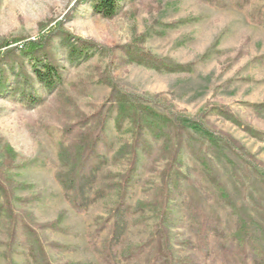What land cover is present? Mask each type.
<instances>
[{
  "label": "rangeland",
  "instance_id": "rangeland-1",
  "mask_svg": "<svg viewBox=\"0 0 264 264\" xmlns=\"http://www.w3.org/2000/svg\"><path fill=\"white\" fill-rule=\"evenodd\" d=\"M121 3L104 18L93 12V0H0V53L12 55L0 63V264H147L163 253L159 208L137 207L155 200L171 217L172 262L157 264L188 256L193 264H253L222 250L237 220L264 249V0ZM49 32L46 51L63 65L64 78L52 94L39 88V100L29 103L18 91L20 67L30 68L20 44ZM71 46L84 54L69 56ZM113 90L151 105L164 93L178 113L228 134L248 156L223 142L212 147L189 128L187 143L202 162L182 145L178 189L164 196L160 173L169 159L160 158L162 141L145 132L151 157L135 147L118 208L121 189L103 185L122 182L132 163L116 153L133 137L127 121L115 128L111 106L103 123L111 149L84 179L87 203L76 211L57 176L72 170L69 158ZM134 246L142 252L124 254Z\"/></svg>",
  "mask_w": 264,
  "mask_h": 264
},
{
  "label": "trees",
  "instance_id": "trees-1",
  "mask_svg": "<svg viewBox=\"0 0 264 264\" xmlns=\"http://www.w3.org/2000/svg\"><path fill=\"white\" fill-rule=\"evenodd\" d=\"M210 4H214L216 0H203ZM123 3V2H122ZM121 0H93L92 8L93 12L104 18L113 17L118 13L122 6ZM238 5V3L236 4ZM53 32H49L45 36H41L37 41L30 40L23 44H20L22 58L27 57L30 61L29 70L20 67L19 74L22 79V86L18 87V91L22 96L26 95L27 102L36 103L39 97L36 96L39 88L47 94H52L56 88L63 81L64 67L60 65L59 59L55 54L46 51L47 43L49 42L50 36ZM66 47V45H64ZM11 50H5L0 53V63L2 59H6L10 55ZM83 55V47L76 46L69 47V56ZM168 66L167 64H164ZM170 68V67H169ZM159 101H155L153 105L147 101L138 97L134 94L121 93L113 90L109 98V107L99 111L100 117H95L96 123L89 129L85 139L82 140L78 146L76 155L70 157L71 165L70 170L67 174H58L57 178L62 184V187L69 192V204L72 209L81 211L86 206V198L83 193V181L93 175L97 169L98 164L105 158L104 153L111 149V144L107 141V136L103 133V123L106 113L112 106L113 110H116L115 117V128L121 131L124 128V123L127 121L132 133V144H124V149H119V154L116 153L117 157H121L127 154L128 159H131V165L125 172L122 182L109 181L108 184L103 185L105 189L120 188V201L117 205L118 208L124 204V188L131 179V174L134 172L136 148H140L142 152L151 157L150 147L145 138V132L149 133L153 140H161L162 146L160 150L161 159L167 157L168 164L166 171L160 173V177L165 180L164 185L161 186V191L164 196L167 194L175 195L178 189V177H175V173L180 175L179 161L176 159L180 153L181 146H187V142L193 139L192 134L189 132V128L198 130L203 139L210 144L212 147H219V143L223 142L227 146L237 149L241 154L247 155L246 150L239 144V142L233 139L228 134L218 130L208 129L203 126L197 119V117H188L181 115L175 110L174 104L165 97L164 93L155 95ZM103 114V116L101 115ZM133 147V148H131ZM101 148V149H100ZM190 153L196 159L202 160L199 157L198 151H194L188 144ZM123 149V150H122ZM104 150V151H102ZM170 157V158H169ZM202 162V161H201ZM108 175H105L107 177ZM109 178V177H108ZM167 179L172 183V188L166 189ZM7 185H11L5 180ZM4 185V184H3ZM220 188V185H218ZM2 190L0 191V193ZM220 192L223 199H226L224 190L220 188ZM4 193V192H2ZM5 202L8 203L9 197L4 194ZM224 201V200H223ZM161 202L155 200L150 204L154 206L150 208L147 204H142L137 209L149 208L154 210L159 208V222L156 224V234L161 238V246L163 253L158 256L149 257L146 261L147 264H157L158 261L165 263L172 262V249L170 245V237L168 227L171 224V217L169 213L161 211ZM157 211V210H156ZM192 214L191 218L198 221L199 216L190 210ZM164 226V227H163ZM166 226V227H165ZM142 252L140 247H130L124 254L133 255ZM223 256L234 257L235 255H241L244 260H248L253 264H264V249L257 242L249 226L243 221L237 220L235 223V230L231 236L225 240L224 249L222 250ZM183 263L193 264V258L191 256L185 257L180 260ZM146 264V263H145Z\"/></svg>",
  "mask_w": 264,
  "mask_h": 264
}]
</instances>
